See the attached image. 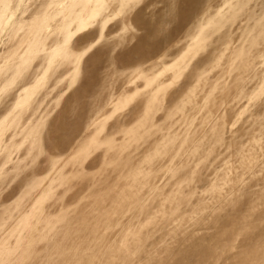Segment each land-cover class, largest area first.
<instances>
[{"label": "rangeland", "instance_id": "obj_1", "mask_svg": "<svg viewBox=\"0 0 264 264\" xmlns=\"http://www.w3.org/2000/svg\"><path fill=\"white\" fill-rule=\"evenodd\" d=\"M0 264H264V0H0Z\"/></svg>", "mask_w": 264, "mask_h": 264}, {"label": "bare ground", "instance_id": "obj_2", "mask_svg": "<svg viewBox=\"0 0 264 264\" xmlns=\"http://www.w3.org/2000/svg\"><path fill=\"white\" fill-rule=\"evenodd\" d=\"M182 14H183V12H182ZM181 16H182V15H181ZM177 18H178V17H177ZM174 21H175V20H174ZM137 47H139V46H137ZM134 48H135V47H134ZM139 50H140V48H139ZM139 50H138V51H139ZM135 51H136V50H135ZM124 53H125V52H124ZM128 53H129V52H128ZM125 54H126V53H125ZM132 54H133V53H132ZM135 54H136V53H135ZM120 56H121V54H120ZM121 57H122V56H121ZM125 57H128V56L125 55ZM121 59H122V58H121Z\"/></svg>", "mask_w": 264, "mask_h": 264}]
</instances>
